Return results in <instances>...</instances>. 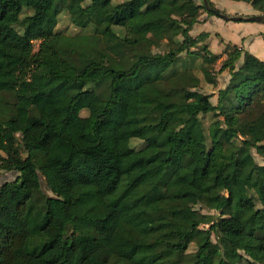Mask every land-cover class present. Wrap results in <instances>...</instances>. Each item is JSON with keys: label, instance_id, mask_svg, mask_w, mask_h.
Masks as SVG:
<instances>
[{"label": "trees", "instance_id": "obj_1", "mask_svg": "<svg viewBox=\"0 0 264 264\" xmlns=\"http://www.w3.org/2000/svg\"><path fill=\"white\" fill-rule=\"evenodd\" d=\"M233 1L264 15V0ZM197 9L213 15L193 0H0V171L17 173L0 184V264L100 250L106 264H264V61L210 52L189 33ZM61 12L77 32L55 29ZM182 52L208 84L220 59L214 104ZM25 81L53 95L43 116L14 98Z\"/></svg>", "mask_w": 264, "mask_h": 264}, {"label": "rangeland", "instance_id": "obj_2", "mask_svg": "<svg viewBox=\"0 0 264 264\" xmlns=\"http://www.w3.org/2000/svg\"><path fill=\"white\" fill-rule=\"evenodd\" d=\"M119 1H122V0H112V2H119ZM193 1L196 4H201L200 0H193ZM212 1H213L212 6L214 9H217L218 11L225 13L227 15H238L237 13H231V12L233 11L242 12L243 11L242 7L236 6L234 4L235 1L233 0H222L219 2L217 0H212ZM129 11L135 12L136 9L133 8V10H129ZM150 16H153V14H150ZM196 16H197L198 22L201 24L194 25L190 29L189 33L190 35L194 36L200 31H206L208 33L206 42L208 43V49L212 53L220 52L225 47L227 42L235 41L238 35H245L248 33L249 30L256 27V25L259 26L262 24V22H255V21L254 22H249V21L234 22V21H229V20H222L216 17L215 15H207L204 11L200 9L196 10ZM55 29L65 34H73L78 31L77 28H74L69 23L66 14L63 12H61L58 16V23ZM262 46L263 44L261 40H259L258 38H255V40L252 42L249 48L251 51L250 53H252L256 59L264 61V57L260 54V51H259ZM165 49H166L165 40H161L156 45L150 47L151 52H162ZM199 61H200L199 59H196L193 63H191L190 60L186 59V55L182 52L179 55V62H177V65L180 68L185 66L186 68H188L189 74L198 78L197 86L191 89H195L204 94H208L209 100L211 101V103L214 104L217 89L223 87L228 78L227 71L225 69L222 71L218 70L220 66V59L215 61V63L213 64H210L207 66L205 65L204 67L207 69V72L214 78V83L208 84L204 81L202 73L200 71L201 69L199 70V67L197 66ZM187 62L189 64H187ZM238 62H241V57L238 60ZM202 68H203V65H202ZM13 96L16 99H20V100H23L30 104L35 105V107L39 110L42 116L54 104L53 95L49 92L45 81H40V82L25 81L23 83H20V85L17 87ZM252 112L253 111H251L250 113ZM84 114H85V111H81V115H84ZM210 121H211V116L209 114H205L202 116V123L204 127ZM132 141L134 145H137L139 142L135 139ZM252 154H253L255 161L257 162L261 161L259 156H257L253 152ZM92 157L97 167H99V169L101 170V164H100L101 161H100L98 154L92 153ZM62 158L63 157H59V161H65V160L73 161V157H67L64 159ZM16 176H17V173L15 171H0V184L5 181H10L14 179ZM40 187L44 191L43 180L41 177H40ZM184 190L186 192L187 200L193 205V207L196 210H199L201 213L211 214L212 216L215 217L216 212L202 208L199 205V203H197L195 195L188 189H184ZM188 250L190 251L193 250L192 244L189 245ZM106 256H107L106 251L100 250L96 256L92 257L85 264H106V261H107Z\"/></svg>", "mask_w": 264, "mask_h": 264}, {"label": "crops", "instance_id": "obj_3", "mask_svg": "<svg viewBox=\"0 0 264 264\" xmlns=\"http://www.w3.org/2000/svg\"><path fill=\"white\" fill-rule=\"evenodd\" d=\"M211 2H213L212 0H210ZM218 2L219 1H222V0H217ZM236 6H240L242 7L243 11L242 12H238V11H233L231 13H237L238 15H242V16H246V15H253V14H259L258 11L254 10L248 3H245V2H242V1H235L234 3ZM241 11V10H240ZM208 17V16H207ZM207 19V18H206ZM262 22V21H260ZM203 23V22H202ZM196 24H201L199 22L195 23L194 25ZM193 25V26H194ZM192 26V27H193ZM206 32V31H205ZM261 35H264V22H262L261 25L254 27L252 28L251 30L248 31L247 34L245 35H238V37L236 38L235 41L231 42H227L229 44H234L236 45L237 47H240L242 49V51H246L248 52L250 55L253 56L252 53H250V45L252 44V42L255 40V38H258L259 40H261L262 44H263V41H262V37ZM207 36H208V33H207ZM207 38V37H206ZM205 42H206V39H205ZM207 43V42H206ZM207 48H208V43H207ZM209 50V49H208ZM223 50V49H222ZM222 50L220 52H216V54H219L222 52ZM210 51V50H209ZM260 51V54L264 57V44L263 46L261 47V49L259 50ZM211 52V51H210ZM223 57V56H222ZM254 57V56H253Z\"/></svg>", "mask_w": 264, "mask_h": 264}, {"label": "water", "instance_id": "obj_4", "mask_svg": "<svg viewBox=\"0 0 264 264\" xmlns=\"http://www.w3.org/2000/svg\"><path fill=\"white\" fill-rule=\"evenodd\" d=\"M201 5L207 10L210 11L213 15L216 17L222 19V20H229V21H249V22H260L264 21V15L261 14H253V15H246V16H240V15H227L225 13H222L218 11L217 9L211 8L208 6L207 0H200Z\"/></svg>", "mask_w": 264, "mask_h": 264}]
</instances>
